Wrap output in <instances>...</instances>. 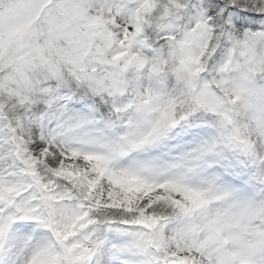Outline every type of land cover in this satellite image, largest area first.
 <instances>
[{"label": "snow or ice", "instance_id": "obj_1", "mask_svg": "<svg viewBox=\"0 0 264 264\" xmlns=\"http://www.w3.org/2000/svg\"><path fill=\"white\" fill-rule=\"evenodd\" d=\"M0 264H264V0H0Z\"/></svg>", "mask_w": 264, "mask_h": 264}]
</instances>
